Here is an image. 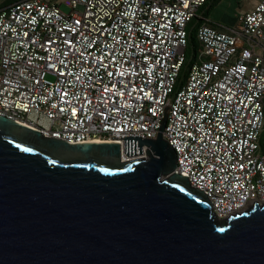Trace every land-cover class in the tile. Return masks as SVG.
<instances>
[{
    "label": "built area",
    "instance_id": "2783aa9c",
    "mask_svg": "<svg viewBox=\"0 0 264 264\" xmlns=\"http://www.w3.org/2000/svg\"><path fill=\"white\" fill-rule=\"evenodd\" d=\"M207 2L0 5V116L70 144L119 143L123 159L112 138L156 139L169 107L176 171L217 218L264 205V0L233 28L199 25L193 62Z\"/></svg>",
    "mask_w": 264,
    "mask_h": 264
},
{
    "label": "water",
    "instance_id": "95a60500",
    "mask_svg": "<svg viewBox=\"0 0 264 264\" xmlns=\"http://www.w3.org/2000/svg\"><path fill=\"white\" fill-rule=\"evenodd\" d=\"M156 139L70 144L0 116V264H264V205L220 220ZM31 149V151H27Z\"/></svg>",
    "mask_w": 264,
    "mask_h": 264
},
{
    "label": "rangeland",
    "instance_id": "374dc122",
    "mask_svg": "<svg viewBox=\"0 0 264 264\" xmlns=\"http://www.w3.org/2000/svg\"><path fill=\"white\" fill-rule=\"evenodd\" d=\"M14 1L18 0H0L1 3H11ZM251 2L252 0H225L212 9L210 17L213 22L218 24L221 28H233L238 24V15L242 14V11L246 9ZM64 10H66V8H64Z\"/></svg>",
    "mask_w": 264,
    "mask_h": 264
},
{
    "label": "trees",
    "instance_id": "16d2710c",
    "mask_svg": "<svg viewBox=\"0 0 264 264\" xmlns=\"http://www.w3.org/2000/svg\"><path fill=\"white\" fill-rule=\"evenodd\" d=\"M221 1L222 0H208L206 5L201 9V13H202L204 19L196 18L193 21V23H192L193 30L191 31L190 36H189V48H188L189 60H191L190 58H192L193 62L197 61L198 60V54H199L200 50L202 49L201 43L198 40L197 35H196V28H198V26L201 25L202 23H207L209 25L217 27V25L210 20V13H211L212 9L215 6H217ZM187 67H188V64H187ZM186 68H185V73L187 71Z\"/></svg>",
    "mask_w": 264,
    "mask_h": 264
},
{
    "label": "crops",
    "instance_id": "0c3cea01",
    "mask_svg": "<svg viewBox=\"0 0 264 264\" xmlns=\"http://www.w3.org/2000/svg\"><path fill=\"white\" fill-rule=\"evenodd\" d=\"M18 1H20V0H18ZM223 1H225V0H222L218 5H220ZM238 1H240V0H238ZM260 1L261 0H252V2L249 4V6L248 7H246V9H244L242 12V14H240V15H238V17L239 16H242V15H245V14H247V13H249V12H251V11H253L256 7H257V5L260 3ZM14 2H17V1H14ZM14 2H11V3H1L0 2V5H2V6H6V5H9V4H12V3H14ZM210 20L213 22V20L211 19V17H210ZM238 21V20H237ZM236 21V22H237ZM235 22V23H236ZM215 23V22H214ZM238 23V22H237ZM216 24V23H215ZM218 27H220L218 24H216ZM237 25V24H236ZM232 26V25H231Z\"/></svg>",
    "mask_w": 264,
    "mask_h": 264
},
{
    "label": "bare ground",
    "instance_id": "6f19581e",
    "mask_svg": "<svg viewBox=\"0 0 264 264\" xmlns=\"http://www.w3.org/2000/svg\"><path fill=\"white\" fill-rule=\"evenodd\" d=\"M140 156H134V157H129V158H127V157H124L123 159V161H129V160H132V159H135V158H139Z\"/></svg>",
    "mask_w": 264,
    "mask_h": 264
},
{
    "label": "snow or ice",
    "instance_id": "6c2138e0",
    "mask_svg": "<svg viewBox=\"0 0 264 264\" xmlns=\"http://www.w3.org/2000/svg\"><path fill=\"white\" fill-rule=\"evenodd\" d=\"M27 151H31V149H27Z\"/></svg>",
    "mask_w": 264,
    "mask_h": 264
}]
</instances>
